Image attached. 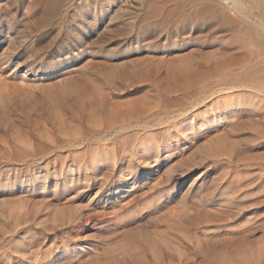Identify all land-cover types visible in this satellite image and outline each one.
I'll return each instance as SVG.
<instances>
[{
    "label": "rangeland",
    "instance_id": "1",
    "mask_svg": "<svg viewBox=\"0 0 264 264\" xmlns=\"http://www.w3.org/2000/svg\"><path fill=\"white\" fill-rule=\"evenodd\" d=\"M101 3L0 0V264H250L264 44L191 31L187 0Z\"/></svg>",
    "mask_w": 264,
    "mask_h": 264
},
{
    "label": "bare ground",
    "instance_id": "2",
    "mask_svg": "<svg viewBox=\"0 0 264 264\" xmlns=\"http://www.w3.org/2000/svg\"><path fill=\"white\" fill-rule=\"evenodd\" d=\"M111 1L112 0H102L99 7L110 5ZM187 1L189 4L191 31L197 30L198 26L208 28L212 24L221 26L224 24H231L232 26L235 24L242 26L246 25L247 27L250 26V35L252 37L257 35V40L264 44V0ZM58 2L59 0H47V8L52 9ZM88 7H90V5L85 6L84 9L87 10ZM228 105L233 107L231 104ZM259 250V253L257 254L256 252L257 255L255 254V259L250 264H264V248ZM221 254L223 264H235L226 251Z\"/></svg>",
    "mask_w": 264,
    "mask_h": 264
}]
</instances>
